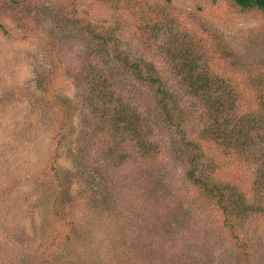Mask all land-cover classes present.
I'll return each mask as SVG.
<instances>
[{
  "label": "rangeland",
  "instance_id": "rangeland-1",
  "mask_svg": "<svg viewBox=\"0 0 264 264\" xmlns=\"http://www.w3.org/2000/svg\"><path fill=\"white\" fill-rule=\"evenodd\" d=\"M98 36L154 63L174 89L193 61L239 93L264 72V11L233 0H0V264H264V216L220 209L186 179L175 143L151 162L130 138L98 132L87 72L105 69L141 115L153 99ZM203 99L189 101L205 110ZM201 121L187 122L191 138ZM202 146L216 177L252 200L254 168Z\"/></svg>",
  "mask_w": 264,
  "mask_h": 264
},
{
  "label": "trees",
  "instance_id": "trees-1",
  "mask_svg": "<svg viewBox=\"0 0 264 264\" xmlns=\"http://www.w3.org/2000/svg\"><path fill=\"white\" fill-rule=\"evenodd\" d=\"M233 1L242 9L258 8L264 11V0ZM97 38L106 48L110 49L108 46L111 45L110 56L135 79L147 83L153 94L149 114L141 115L130 105L128 108L126 101L115 92L112 77L105 69L96 68L87 72L90 93L86 98L94 105V113L101 117L98 132L107 133L108 139L118 142L130 138L129 146L141 147L144 157L151 162H158V156L166 153L164 147L175 143L176 152L182 154L184 159L186 179L199 186L220 209L236 217L251 214L264 216V72L239 93L225 82L218 84L216 76H211L201 69L199 62L193 61L190 67L185 66L180 71L183 81L174 89L163 79L154 63L127 52L120 40L113 36ZM256 61L264 66V58ZM244 62L246 65L250 60L244 58ZM248 70L250 73L251 69ZM57 77L58 74L48 77L42 90L51 91L58 82ZM190 96L204 98L206 109L193 108ZM196 115L203 122L195 129L198 136L191 138L192 129L188 128L187 122ZM111 125L114 129L112 134L107 129L112 128ZM49 126L52 125L49 123ZM78 128L79 124L75 126V129ZM81 133L84 134H75L78 144L82 143V135H90L84 130ZM56 138L60 147L62 138L58 137V133L53 137L54 140ZM202 140L224 147L230 155L241 156L254 168L252 181L256 193L252 200L238 184L216 177L220 164L213 157L206 156ZM41 261L38 264H42Z\"/></svg>",
  "mask_w": 264,
  "mask_h": 264
}]
</instances>
